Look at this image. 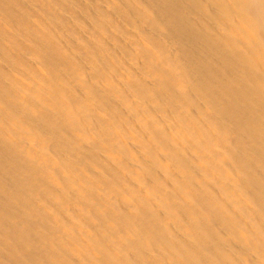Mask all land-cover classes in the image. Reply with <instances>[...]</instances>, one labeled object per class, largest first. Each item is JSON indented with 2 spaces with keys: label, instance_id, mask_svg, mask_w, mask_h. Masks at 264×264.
<instances>
[{
  "label": "bare ground",
  "instance_id": "obj_1",
  "mask_svg": "<svg viewBox=\"0 0 264 264\" xmlns=\"http://www.w3.org/2000/svg\"><path fill=\"white\" fill-rule=\"evenodd\" d=\"M0 264H264V0H0Z\"/></svg>",
  "mask_w": 264,
  "mask_h": 264
}]
</instances>
